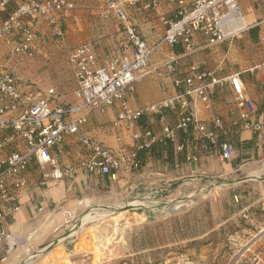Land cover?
Masks as SVG:
<instances>
[{"label":"built area","instance_id":"1","mask_svg":"<svg viewBox=\"0 0 264 264\" xmlns=\"http://www.w3.org/2000/svg\"><path fill=\"white\" fill-rule=\"evenodd\" d=\"M131 1L135 0H105L106 16H113L124 32L118 45L119 54L104 64H98L94 45L90 42L70 51L68 60L76 79L74 94L77 102L62 103L55 87L25 91L14 71H0V131L6 132L0 136V152L19 141L23 146L0 156L1 262L20 248L26 255L32 251L37 230L25 236L15 234L9 229L8 218L20 210L19 193L28 186L26 171L33 161L41 170L42 184L64 178L75 181L78 168L85 169L88 175L99 173L115 177L120 170L125 173L139 170L142 167L141 153L156 144L171 142L178 151L184 150L185 144L179 140L181 134L204 140V151L216 149L221 160H229L237 151L234 140L226 137L230 129L223 128V120L218 116L211 118L212 126L207 125L195 109L197 102L210 109L217 88L226 85L231 86L238 111L232 126L237 131L245 129L264 135V119H257L258 106L239 73L220 77L192 65L189 74L175 78L174 83L180 88L177 94L139 109L127 103L126 95L136 88L137 73L146 71L158 48V44H151L142 36L127 7ZM160 1L144 0L143 6L155 11L166 26L164 41L170 46L183 42L185 50L190 53L198 48L194 33L204 35L207 44L215 46L235 38L248 26L240 0H169L176 5L174 18L161 14ZM8 3L9 0H0L1 7ZM74 7L70 0H23L6 18L0 19V41L19 35L20 39L12 44L11 52L33 57L36 30L26 25L25 19L33 17L35 26L47 24L60 36L61 14ZM163 65L168 71L176 72L173 60L165 59ZM115 102L119 103V110L111 120V127L118 130L125 125L130 129L133 147L123 144L111 147L84 131L91 112L105 113ZM262 107L264 111V102ZM166 110L176 112L174 125L168 122ZM150 114L158 117L159 131L137 127L138 121ZM69 135L77 136L86 152L76 163H63L53 153ZM117 139L120 141L121 137L117 136ZM192 160L197 161L198 156H193ZM87 187H91L90 182ZM235 199L238 201L239 196ZM252 264H264V248L254 251Z\"/></svg>","mask_w":264,"mask_h":264},{"label":"crops","instance_id":"2","mask_svg":"<svg viewBox=\"0 0 264 264\" xmlns=\"http://www.w3.org/2000/svg\"><path fill=\"white\" fill-rule=\"evenodd\" d=\"M22 1L9 0L6 7L0 5V19L6 18ZM70 1L74 2L75 7L61 14L62 35L59 45L52 44L56 34L53 28L47 24L35 26V18L28 17L25 19L26 25L36 30L34 56L20 61L22 58L11 52L12 44L20 36L11 35L7 40L0 41V71H14L25 91L55 87L60 99L70 96L72 100L69 103H74L78 101L74 94L77 86L74 72L73 84L68 89L61 81L56 82L52 75L53 69L58 68L56 53L61 51L68 58L71 50L82 43L90 42L94 45L98 64H104L120 53L118 45L124 32L113 16H106L105 0ZM143 5L144 0H135L128 3L127 7L142 36L151 44H158V48L152 54L146 71L137 73L135 90L126 95L125 99L132 108L139 109L158 102L165 96L177 94L180 88L175 85V78L186 76L190 67L195 65L200 71H212L220 77L239 73L247 92L258 106L257 119H264V0H240L248 26L231 40L211 46L207 44L204 35L194 33L193 39L198 48L192 53L185 50L183 42L170 46L164 41L166 26L155 11L145 9ZM160 10L167 18H174L176 5L169 0H161ZM56 49L59 50L56 52ZM165 59L174 61L175 73L168 71L163 65ZM195 109L199 118L207 125L212 126L211 118L218 116L223 120V128L230 129L226 137L234 140L237 150L231 159L223 161L219 156L213 155L212 151H204V140L181 134L179 140L184 142V150L178 151L171 142L156 144L151 150L141 153L142 167L139 170L132 173L120 170L115 177L99 173L88 175L85 169L78 168L75 181L64 178L42 184L41 170L37 162L33 161L26 171L28 186L19 193L20 210L8 218L10 231L25 236L37 230L32 242L34 250L49 244L63 223L73 217V202L80 198L84 188H88V182L91 187L112 184L117 180L119 184L132 183L135 179L144 183L150 181L167 184L172 181L176 184L214 173L223 175L239 171L246 176H253L264 172V135L245 129L237 131L232 126V121L238 117V111L230 85L217 88L210 109L200 102L195 103ZM118 110L119 103L115 102L105 113L91 112L84 126L85 133L111 147L119 144L133 147L134 140L130 129L125 125L118 130L111 127V120ZM165 112L168 122L174 125L177 121L176 112ZM137 127L159 131L158 117L153 114L145 115L138 121ZM4 133L6 132L0 131V136ZM117 136L121 137L120 141ZM22 147L20 141L14 143L1 151L0 156ZM53 153L63 163H76L86 152L78 137L69 135L61 146L54 148ZM193 156H198V160L193 161ZM62 198L66 199L63 204ZM88 201L87 199L86 202ZM40 207L42 210H38ZM36 254L38 253L34 251V255Z\"/></svg>","mask_w":264,"mask_h":264},{"label":"rangeland","instance_id":"3","mask_svg":"<svg viewBox=\"0 0 264 264\" xmlns=\"http://www.w3.org/2000/svg\"><path fill=\"white\" fill-rule=\"evenodd\" d=\"M54 36L52 44L59 45ZM56 55L52 75L68 89L74 71L61 51ZM79 197L73 217L49 244L28 255L20 248L0 264H44L53 251H62L60 260L45 264H252L254 251L264 248V235L258 236L264 229V172L214 173L176 184L117 180L84 188ZM174 204L182 206L171 210Z\"/></svg>","mask_w":264,"mask_h":264},{"label":"bare ground","instance_id":"4","mask_svg":"<svg viewBox=\"0 0 264 264\" xmlns=\"http://www.w3.org/2000/svg\"><path fill=\"white\" fill-rule=\"evenodd\" d=\"M182 206V204L181 205H178V204H174L172 207H171V210H174V209H177V208H180ZM261 235H264V229H263V231L260 233V235H258V236H261ZM65 248V247H64ZM63 248V249H64ZM61 250V249H60ZM61 252L62 251H60V252H57V251H53L52 253H50V255H49V259L48 260H45L43 263L45 264V263H49V262H51V261H57V260H60L59 258V253L61 254ZM62 255V254H61ZM64 257V256H63ZM65 258V257H64ZM67 259V258H66ZM63 262V261H62Z\"/></svg>","mask_w":264,"mask_h":264},{"label":"water","instance_id":"5","mask_svg":"<svg viewBox=\"0 0 264 264\" xmlns=\"http://www.w3.org/2000/svg\"><path fill=\"white\" fill-rule=\"evenodd\" d=\"M245 179H249V178H245ZM243 180H244V179H243ZM133 207H134V206H126V208H128V209H131V208H133ZM70 234H72V232H69L67 235H70ZM55 243H57V241L51 243L48 247L53 246ZM41 251H44V250H41ZM41 251H40V252H41ZM40 252H37V253H40Z\"/></svg>","mask_w":264,"mask_h":264}]
</instances>
